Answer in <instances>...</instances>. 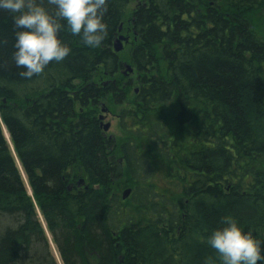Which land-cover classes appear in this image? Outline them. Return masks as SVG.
Returning a JSON list of instances; mask_svg holds the SVG:
<instances>
[{
    "label": "trees",
    "instance_id": "1",
    "mask_svg": "<svg viewBox=\"0 0 264 264\" xmlns=\"http://www.w3.org/2000/svg\"><path fill=\"white\" fill-rule=\"evenodd\" d=\"M13 15L0 9V264H59L43 222L62 264H221L207 239L225 217L264 248V0H106L101 44L65 27L69 55L31 78Z\"/></svg>",
    "mask_w": 264,
    "mask_h": 264
},
{
    "label": "clouds",
    "instance_id": "2",
    "mask_svg": "<svg viewBox=\"0 0 264 264\" xmlns=\"http://www.w3.org/2000/svg\"><path fill=\"white\" fill-rule=\"evenodd\" d=\"M50 2L55 5V17L37 0H0V9L14 14L12 59L23 69V77L40 74L50 62H60L69 55L71 49L60 38L63 28L89 47L100 45L107 33L103 21L106 0ZM207 243L219 254L221 264H264L261 241L232 217H225L224 226L214 230Z\"/></svg>",
    "mask_w": 264,
    "mask_h": 264
},
{
    "label": "rangeland",
    "instance_id": "3",
    "mask_svg": "<svg viewBox=\"0 0 264 264\" xmlns=\"http://www.w3.org/2000/svg\"><path fill=\"white\" fill-rule=\"evenodd\" d=\"M124 47H125V45H124ZM124 75V74H123ZM129 74H127V75H125V76H128ZM103 106H105L107 109H108V114H104L105 116H106V118H105V120H104V123L106 124V123H110L111 124V127H110V130L107 132V136L108 137H112V138H114L115 140L116 139H118L119 138V136H120V133H121V130H120V128H119V122H118V119H119V116H118V114L116 113V111L113 109H111V107H109L106 103H102L101 104V110H102V107ZM101 110H100V113H99V115L100 114H102V112H101ZM26 181V180H25ZM26 183H27V181H26ZM27 186H28V183H27ZM28 189H29V193L31 194V191H30V188L28 187ZM125 191V190H124ZM123 191V192H124ZM123 194V193H122ZM39 218H40V220L43 222V220H42V218L40 217V214H39ZM43 226H44V229H45V231H46V235H47V237L49 238V240H50V248H51V251H52V253H53V255L55 256V258L58 260V262H59V264H62L61 262H60V260H59V255H58V252H57V249H56V247H55V245L52 243V241H51V235L49 234V232L46 230V224L43 222Z\"/></svg>",
    "mask_w": 264,
    "mask_h": 264
},
{
    "label": "water",
    "instance_id": "4",
    "mask_svg": "<svg viewBox=\"0 0 264 264\" xmlns=\"http://www.w3.org/2000/svg\"><path fill=\"white\" fill-rule=\"evenodd\" d=\"M122 30V27H120V31ZM129 42V38L127 36L124 35H120L114 42V52L115 53H120L123 51L124 49V44ZM126 70L123 72L124 75L127 74H132L133 73V69L129 66V65H125ZM137 92V90H136ZM102 114L99 116V120H100V126L103 130L104 133H107L110 130L111 124L110 123H104V120L106 118V116L104 114H108V109L103 106L102 110H101ZM109 139H112V137L110 136ZM82 184H84L83 180H80L78 183V186H81ZM69 190H72V188H70ZM131 189H126L123 194H122V198L125 200L127 199L130 194H131Z\"/></svg>",
    "mask_w": 264,
    "mask_h": 264
},
{
    "label": "bare ground",
    "instance_id": "5",
    "mask_svg": "<svg viewBox=\"0 0 264 264\" xmlns=\"http://www.w3.org/2000/svg\"><path fill=\"white\" fill-rule=\"evenodd\" d=\"M106 134H107V133H106ZM5 136H6V138L8 139V137H9V136H8V134H7V132H6V131H5Z\"/></svg>",
    "mask_w": 264,
    "mask_h": 264
}]
</instances>
